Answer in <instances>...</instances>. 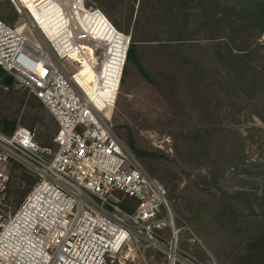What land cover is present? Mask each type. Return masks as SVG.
Listing matches in <instances>:
<instances>
[{"label":"built area","instance_id":"1","mask_svg":"<svg viewBox=\"0 0 264 264\" xmlns=\"http://www.w3.org/2000/svg\"><path fill=\"white\" fill-rule=\"evenodd\" d=\"M10 1L40 39L0 19V68L11 85L46 107L56 130L54 147L40 146L34 130L23 126L0 131V264H116L125 249L132 264H150L154 251L166 264H201L178 246L162 185L114 134L111 113L127 46L114 64L93 21L101 11L87 9L84 0H52L49 11L35 4L38 16L24 2ZM48 15L56 16L57 27L44 23ZM10 162L35 182L6 214ZM125 198L135 202L130 210L120 205Z\"/></svg>","mask_w":264,"mask_h":264},{"label":"rangeland","instance_id":"2","mask_svg":"<svg viewBox=\"0 0 264 264\" xmlns=\"http://www.w3.org/2000/svg\"><path fill=\"white\" fill-rule=\"evenodd\" d=\"M23 1L30 2L28 6L36 16L38 8L35 4L42 6V11L43 6L48 8L51 2ZM262 1L213 0L209 2V8L203 5L202 0H186L184 8L172 6V0L83 2L87 9H98L107 17L103 20L99 14L93 16V20L104 29V40L108 41L112 33L118 31L125 43L133 38L155 46L167 43L170 52L183 55L176 59L181 64L176 67L181 66L182 69L183 65L184 70L196 73L197 85L194 84V90L187 89L185 95L191 93L196 97L198 86L207 90L202 98L209 99L206 109L211 111L210 115L200 116L197 106L189 104L194 121L199 119L198 123L203 125L210 122L212 126L207 161L186 157L185 145L188 143L178 136L180 125L165 118L172 106L143 78H129L125 84L119 85L111 113L116 137L143 172L162 185L179 228V248L193 255L201 264H264V246L260 243L264 237V121L258 115L264 105V91L260 89V93L257 91L252 99H248L238 80L225 68L222 69L215 59V52L224 53L230 47V38L237 44L247 40L246 51L253 49L255 52L249 60L264 72V25L258 23L257 15V2ZM240 10L249 12L253 18L248 23L242 22L235 17ZM209 11L212 17H209ZM0 19L32 41L33 36L37 41L40 39L10 0H0ZM217 22L221 24L216 27ZM179 41L197 45L177 49ZM148 54L152 58L155 56V53ZM155 59H148L149 68L153 71L159 63ZM86 63L85 60L84 68L88 69ZM201 66H204L205 78L198 73ZM12 89L9 91L13 93L0 89L1 107L9 112L10 117L16 118L17 126L26 128L31 121L30 116L38 115L41 120L33 125L37 141L50 143L56 130L52 115L25 89L15 86ZM201 99L197 98V103ZM126 130L131 131L140 148L153 153L154 156L148 158L152 169L147 168L143 159L126 146L121 135ZM219 146L222 147L220 151L227 150L225 156L218 158ZM229 149L231 158L227 157ZM12 163L15 162L7 166L9 180L3 205L6 214L17 209L27 194L23 189L30 187L24 178H20V172L30 173L18 163L16 170L11 169ZM216 179V187L213 188L211 182ZM237 193L243 194L241 199ZM128 201L132 204L124 202L126 208L135 204L134 200ZM139 244L143 242L139 241ZM130 255L125 249L114 263L122 264V260L124 264H132ZM148 261L150 264H166L163 255L155 251Z\"/></svg>","mask_w":264,"mask_h":264},{"label":"trees","instance_id":"3","mask_svg":"<svg viewBox=\"0 0 264 264\" xmlns=\"http://www.w3.org/2000/svg\"><path fill=\"white\" fill-rule=\"evenodd\" d=\"M173 2L170 3L172 6L174 4L177 7H186V0H172ZM208 1V2H207ZM203 5H206L207 8L210 7V3L213 2V0H202ZM170 5V6H171ZM257 15L258 17V23H261L264 25V0L262 2H257ZM240 13L236 15L235 17L240 18L242 22L248 23L253 17L250 16V13L244 10H240ZM209 17H212L211 11L208 12ZM227 20H225L226 22ZM230 23V22H229ZM112 24V23H111ZM221 23H215L216 27L220 25ZM230 47L226 49V51L223 53L221 52H215V59L219 62V66L223 69L225 68L227 71H229L233 78H236L238 80L239 87L242 89H245V92L248 96V99H252L255 96V93L262 89L261 91H264V72L259 70L255 67V65L252 63V61L249 60L250 56H252L255 52L254 50L246 51L248 49V43L246 41H242L240 44H237L232 38H230ZM197 44L195 43H187L183 41L177 42V49L181 48H187L188 47H194ZM169 46V45H168ZM167 46V43H158V46L153 45V43H147L143 42L141 40H135L129 39L125 60L123 64L121 79H120V86L126 83V80L129 78H143L149 85H151L153 88L158 90V93L161 94L163 98H165L169 104L172 106V109L168 116L165 118L168 119V121L172 122H178L180 125L181 131L178 130V136L183 138L188 144H186L187 148V154L186 157H189L191 159L197 158V160H205L207 161L209 159L208 157V151H209V145H210V136L212 134L210 128L211 123L205 122V124L198 123L199 119L197 121H194L192 118V113L189 111V104L196 105L199 112L198 114L201 116L203 115H210L211 111H208L206 107L208 106V100L202 98L205 97V93L207 90H202L200 86L196 88L197 96L187 94L185 95V92L187 89H195V86L197 85L196 82V73L190 72L188 70L182 69L181 66H177L178 61L176 60L179 58L181 53L174 54V52H170L169 47ZM181 47V48H180ZM236 50V51H234ZM148 53H155L154 58H152ZM147 55V56H146ZM179 56V57H178ZM176 57V58H175ZM146 58V60H144ZM157 58L159 61L156 71H153L149 68V60L151 61L156 60ZM181 65V64H180ZM198 73L202 74V77L205 78L206 73L204 74V66L200 67ZM5 75V72L3 69L0 68V78H2ZM14 86L10 85L7 88H4L0 85V89L5 90V93H13L10 90H13ZM259 91V93L261 92ZM119 92V91H118ZM32 95V94H31ZM32 98L34 100L38 99L32 95ZM197 98H202L200 103H197ZM117 101V100H116ZM191 101V102H190ZM190 102V103H189ZM116 103V102H115ZM198 104V105H197ZM40 108H43L41 105H39ZM10 107H8L9 109ZM42 110V109H41ZM39 110L40 112H42ZM259 117L264 121V105L261 108V112H258ZM31 121L29 123L30 130L33 129V125L35 122H38L41 120V118L38 115H32L29 118ZM201 119V118H200ZM52 122V120H50ZM53 123V122H52ZM17 126L16 118L10 117L9 112L6 113L4 108L0 105V131L9 134L11 133L15 127ZM35 133V131H34ZM122 137L124 138V141L126 143V146L132 150L138 157H141L143 159V162L146 164L147 168L152 169L149 164L148 158L150 156H154L153 153L149 151H145L142 148H140L137 145V142L135 138L133 137L130 130H126L125 133H121ZM54 136V135H53ZM35 140L40 146H50L54 147L53 137L50 143L41 141L38 142L36 135ZM42 144V145H41ZM225 147V146H224ZM228 147V146H226ZM221 146H219L217 149V153L219 151V157H223L226 154L225 151H220ZM231 151V149L228 150V153ZM227 153V154H228ZM217 157V156H216ZM229 158L232 157V155L229 153ZM202 162V161H198ZM19 167L18 164L12 163L11 169L16 170ZM223 166H220V171L222 172ZM12 170V172H13ZM20 178H24V182L26 185L30 187H25L23 189V193L29 192L35 178L32 177L30 174H25L23 172H20ZM215 176V174H214ZM215 178V177H212ZM8 180H9V174H8ZM217 179L215 182H211V187L215 188ZM8 183V182H7ZM236 195L239 196V199H241L242 195L241 193H237ZM130 199H123L122 202H120V205L130 210V207H124V202H129ZM129 204H132L131 201ZM264 246V237L262 241L260 242Z\"/></svg>","mask_w":264,"mask_h":264},{"label":"bare ground","instance_id":"4","mask_svg":"<svg viewBox=\"0 0 264 264\" xmlns=\"http://www.w3.org/2000/svg\"><path fill=\"white\" fill-rule=\"evenodd\" d=\"M19 1H22L24 2L23 0H19ZM53 1L51 0L50 3H52ZM27 6L30 2H24ZM77 3L82 5L80 3V0H77ZM50 5H48V11L50 10ZM47 9V6H43L42 8V11L46 10ZM40 11V10H39ZM96 14H99V16H101L103 18V20H107L106 16H104L101 12H96ZM95 15H92V16H95ZM56 16H53V17H50V15H48L46 18H43L42 20L44 21V23H49L51 25H53L54 27H57L58 25V22H57V19L55 18ZM55 20V21H54ZM94 21V20H93ZM95 24L98 26L101 34L100 35H103L104 34V29L102 26H100V23H97L96 21H94ZM106 23V22H105ZM111 23V22H110ZM43 24V23H42ZM44 26V24H43ZM45 27V26H44ZM122 34L118 31H114L112 33V36L109 38V46H110V49H109V52L110 54L112 55L111 59L113 61L114 64L118 63L120 65V62L122 60V57H123V53H125V47L128 45V40H126V43L123 42L124 40H122ZM125 43V44H123ZM88 48V47H86ZM91 51V50H90ZM86 59L82 58L81 59V62L83 64V62L85 61ZM113 66V65H112ZM111 66V67H112ZM85 70L87 71V68H85ZM132 258H130V261H131ZM122 262V264H124V262L122 260H120Z\"/></svg>","mask_w":264,"mask_h":264},{"label":"water","instance_id":"5","mask_svg":"<svg viewBox=\"0 0 264 264\" xmlns=\"http://www.w3.org/2000/svg\"><path fill=\"white\" fill-rule=\"evenodd\" d=\"M2 83L5 85V86H10L11 85V82H12V78L11 76L5 74L3 77H2Z\"/></svg>","mask_w":264,"mask_h":264}]
</instances>
